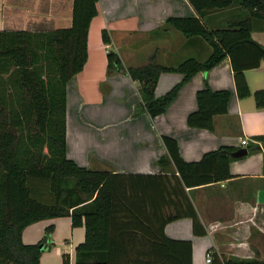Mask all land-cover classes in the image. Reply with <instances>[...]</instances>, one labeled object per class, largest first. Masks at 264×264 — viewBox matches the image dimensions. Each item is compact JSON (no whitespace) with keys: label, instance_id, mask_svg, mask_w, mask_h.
<instances>
[{"label":"crops","instance_id":"0c3cea01","mask_svg":"<svg viewBox=\"0 0 264 264\" xmlns=\"http://www.w3.org/2000/svg\"><path fill=\"white\" fill-rule=\"evenodd\" d=\"M72 8L73 0H0V30L69 26ZM96 9L88 30L87 60L66 87L67 158L82 167L123 175L109 181H167L170 188L172 181L181 179L170 161L162 171L157 164L167 155L163 135L176 140L180 157L187 162L199 161L205 153L222 146L243 147L242 139L258 148L229 162L232 177L184 190L180 187L178 193L169 195L170 207L165 213L143 212L141 216L148 217L150 224H128L132 215L116 213L105 215L108 221H92L90 226L112 235L110 247H128V243H120L118 235L126 230L137 234L162 231L168 239L189 241L191 264H222L223 257L264 262V147L253 139L264 135V107L257 108L252 95L238 97L230 59L224 57L209 70L193 74L162 114L154 118L145 111L134 114L140 101L138 82L126 74L107 72V50L114 49L124 66H142L152 53L162 65H176L188 57L202 61L211 47L203 37H185L166 23L169 17H197L188 0H98ZM245 14L241 7L229 6L208 11L202 22L213 30ZM103 28L109 33V45L101 41ZM251 37L264 47V31L254 28ZM263 64L264 59L257 68L244 71L251 92L264 88V80L249 77L253 70H264ZM182 78L179 72H162L155 95L164 94ZM205 87L230 92L227 112L215 116L213 131L190 127L186 122L188 114L197 109L196 92ZM187 200L198 219L196 232L187 216ZM176 210L184 212L183 216L163 222L160 228L166 213ZM49 226L51 232L39 264H62L63 253H68L70 264H74L75 247L85 240V227H73L68 216L28 225L22 241L37 243ZM142 242L135 244V249L153 250L150 242ZM175 246L171 244L172 250ZM208 250L212 253L210 262L205 256Z\"/></svg>","mask_w":264,"mask_h":264},{"label":"trees","instance_id":"16d2710c","mask_svg":"<svg viewBox=\"0 0 264 264\" xmlns=\"http://www.w3.org/2000/svg\"><path fill=\"white\" fill-rule=\"evenodd\" d=\"M97 1L73 0L72 23L68 27L0 30V264H39L50 226L34 244H25L22 232L34 222L63 216L70 217L73 227H85V240L75 247L74 264H191L189 241L168 239L162 231L137 234L126 230L118 235L120 243L124 241L128 247H110L112 235L94 229L90 223L108 221L105 215L124 213L132 215L128 224H150L148 217L141 216L143 212L165 213L170 207L169 195L178 193L180 187L184 190L233 176L229 162L236 148L222 146L205 153L199 161L187 162L180 157L176 140L165 135L161 139L167 155L161 156L157 164L162 171L170 161L181 179L172 181L170 188L167 181H109L123 175L82 167L67 158L66 87L87 60L88 30L97 14ZM188 2L197 17H169L166 23L185 37H203L211 47L204 60L188 57L176 65H162L152 53L142 66H124L116 52L107 50V72L126 74L138 82L140 101L134 114L145 111L152 118L162 114L193 74L209 70L224 57L230 59L238 97L252 95L255 106L264 107V88L251 92L244 76L245 70L257 68L264 59V47L251 37L254 28L264 31V0ZM229 6L241 7L246 16L223 28L205 27L202 18L208 11ZM100 35L105 45L111 43L105 28ZM162 72H179L183 78L156 96L155 87ZM229 99L228 90L199 89L197 109L188 114L187 124L213 131L214 118L227 112ZM253 139L264 147V135ZM246 147L249 152L258 148ZM187 203V216L192 218L196 232L198 219L188 200ZM183 214L177 210L166 213L160 228L163 222ZM143 239L151 243L154 251L135 249V244L143 243ZM171 244L176 245L174 250ZM221 262L264 264L235 257H223ZM62 264H70L68 253L62 254Z\"/></svg>","mask_w":264,"mask_h":264},{"label":"rangeland","instance_id":"374dc122","mask_svg":"<svg viewBox=\"0 0 264 264\" xmlns=\"http://www.w3.org/2000/svg\"><path fill=\"white\" fill-rule=\"evenodd\" d=\"M60 27H68V25H66V26H57V27L56 26L44 25V26H31V27H26V28L29 29V30H47V29H55V28H60ZM13 28H19V27H13ZM111 50L115 51L114 49H111ZM183 59H185V58H182L180 60L182 61ZM249 77L251 79H254V80H257V81H262V80H264V70H253V71H251L249 73Z\"/></svg>","mask_w":264,"mask_h":264},{"label":"water","instance_id":"95a60500","mask_svg":"<svg viewBox=\"0 0 264 264\" xmlns=\"http://www.w3.org/2000/svg\"><path fill=\"white\" fill-rule=\"evenodd\" d=\"M247 154H248L247 147H240L231 153V157L240 158V157L246 156Z\"/></svg>","mask_w":264,"mask_h":264},{"label":"built area","instance_id":"2783aa9c","mask_svg":"<svg viewBox=\"0 0 264 264\" xmlns=\"http://www.w3.org/2000/svg\"><path fill=\"white\" fill-rule=\"evenodd\" d=\"M262 67H264V64L262 65ZM241 145H242L243 147H246V145H247V140H246V139H242V140H241ZM205 256H206V261H207V262H210V260H211V251H207Z\"/></svg>","mask_w":264,"mask_h":264}]
</instances>
